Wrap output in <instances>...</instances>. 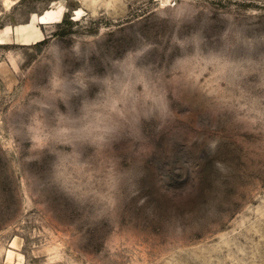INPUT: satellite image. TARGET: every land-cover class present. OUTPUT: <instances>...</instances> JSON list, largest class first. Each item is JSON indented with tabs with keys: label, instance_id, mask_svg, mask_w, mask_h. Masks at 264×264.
<instances>
[{
	"label": "rangeland",
	"instance_id": "obj_1",
	"mask_svg": "<svg viewBox=\"0 0 264 264\" xmlns=\"http://www.w3.org/2000/svg\"><path fill=\"white\" fill-rule=\"evenodd\" d=\"M0 264H264V0H0Z\"/></svg>",
	"mask_w": 264,
	"mask_h": 264
}]
</instances>
